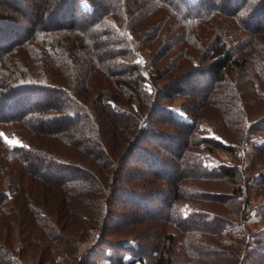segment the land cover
<instances>
[{
    "label": "trees",
    "instance_id": "trees-1",
    "mask_svg": "<svg viewBox=\"0 0 264 264\" xmlns=\"http://www.w3.org/2000/svg\"><path fill=\"white\" fill-rule=\"evenodd\" d=\"M144 48L151 56L142 61ZM177 98L186 118L171 108ZM10 126L21 145L5 139ZM24 129L63 137L70 149L56 159ZM216 150L234 160H214ZM263 165L264 0H0V183L24 167L68 193L81 225L141 239L136 248L104 239L89 257L172 264L178 252L185 264H205L221 252L245 256L248 220L261 206L250 185L264 183ZM228 183L231 192L219 189ZM14 193L0 186L6 209ZM93 204L94 213L82 207ZM38 206L28 210L52 237L55 222ZM144 222L158 229L149 240L137 229ZM234 224L242 226L236 250L219 247ZM167 240L176 244L169 256ZM8 251L0 264H24Z\"/></svg>",
    "mask_w": 264,
    "mask_h": 264
},
{
    "label": "rangeland",
    "instance_id": "rangeland-1",
    "mask_svg": "<svg viewBox=\"0 0 264 264\" xmlns=\"http://www.w3.org/2000/svg\"><path fill=\"white\" fill-rule=\"evenodd\" d=\"M188 1L196 2L197 0ZM83 5L86 9L91 8V5L86 1L83 2ZM150 56V49L144 48L141 50L142 61L149 59ZM37 64L38 62L36 61L33 67L38 66ZM147 73L150 74V70H148ZM34 95L35 93L33 95L31 94L29 98L31 99ZM17 97V95H14L11 99H17ZM183 102V98H177L171 103V108H174L177 115L186 118V113L181 108ZM203 126L206 129L209 128L206 122L203 123ZM24 131L25 132L22 131V133L24 136H27L31 143H35V145L41 148L45 153H54V155L58 156L56 159L70 149L63 137L41 135L26 129H24ZM20 132L21 131H18L16 126H10V134L6 136L5 139L8 142H18L10 144L19 146L23 143L22 134ZM207 133L211 132L209 131ZM254 141L259 143L262 140L256 138ZM212 157L216 161L226 163H231L234 160V156L229 151L225 150H216L212 153ZM25 172L24 167L21 168L17 166V168H12L7 175H5V172L3 175L1 174V177L5 175L0 183L1 187H6L10 184L14 186V200L11 203H15V206L10 210L6 209V207L2 206L0 203V246L5 245L3 250L4 252L6 250L4 257L0 258H6L10 255L8 251L10 250L19 259L16 262H23L24 264H110L111 259L108 256L100 258L88 256L95 248L104 249L105 245L99 246L101 245V241H104V239H111L112 241L123 243L125 247L134 248L137 247L138 242H141V239L137 238L136 233L134 234L132 230H125L114 237L108 235L111 229L110 226H112L110 224L105 230L104 227L98 228L87 222L81 225V222L75 218V215H77L75 209H72L70 206H73V204L70 203L69 205L68 202L64 201V197L68 195V193L64 195L66 191L59 190V186L56 183L51 184L46 181L47 179H36V177L29 174L25 175ZM13 182L16 186L13 185ZM232 187V184L228 183L227 185L224 184V186H219V189L223 192H231ZM17 188L18 190H16ZM250 195L251 202L254 206L259 203H261V206L254 208L252 216L248 220L247 225L251 233L249 240L251 242L249 241L250 245L247 247L245 256L242 254L239 257L221 252L220 257H208V261L205 264H240V261H242V264H264V183L259 180L252 181L250 185ZM103 199L104 197L99 195L96 202L100 203ZM11 203L9 205H11ZM33 203L39 205L38 208L41 210L42 215L46 214L53 218L55 222L54 227H56V229L53 231L52 237H50V231H47L44 226L42 227L34 223L33 215L28 210L29 205ZM130 205V203L126 202L122 204V206L127 207ZM60 207L63 212L67 211V213H69L67 217H60V215L57 214V210H59ZM82 207L89 213H94L96 204ZM112 208L115 209L116 212H118V210H124L122 207ZM62 210L60 212H62ZM224 214L230 216V213L227 211H225ZM116 217L118 216L113 215L112 222L115 221ZM141 226L144 228V231H142L143 233H141L148 240L158 231L156 225L148 222L139 225L137 229ZM227 230L228 231L225 232L223 236L224 243L221 244V242L218 241L219 247H224L226 250H236V247L230 245V243L239 240L236 235H239L238 233L242 231V226L234 224L229 226ZM167 231L175 233L176 228L169 227ZM257 239H261L260 242ZM178 242L180 243L179 240ZM173 245L176 246L175 243L172 242L171 244L169 240L166 241L164 249L167 256L171 254ZM105 253L109 254L110 250H105ZM177 253L178 252H175L173 254L172 264H185L187 257H182V255ZM126 258H130L129 254H127ZM166 258L168 259L170 257ZM93 259L94 262L90 263ZM138 264H156V260L155 257L146 256L144 257V262H138Z\"/></svg>",
    "mask_w": 264,
    "mask_h": 264
},
{
    "label": "snow or ice",
    "instance_id": "snow-or-ice-1",
    "mask_svg": "<svg viewBox=\"0 0 264 264\" xmlns=\"http://www.w3.org/2000/svg\"><path fill=\"white\" fill-rule=\"evenodd\" d=\"M9 143H18V142H12V141H9Z\"/></svg>",
    "mask_w": 264,
    "mask_h": 264
}]
</instances>
